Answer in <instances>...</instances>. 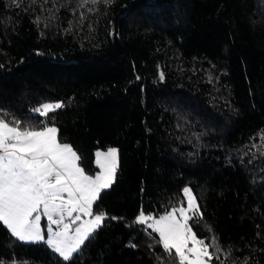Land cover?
<instances>
[{
    "label": "trees",
    "instance_id": "1",
    "mask_svg": "<svg viewBox=\"0 0 264 264\" xmlns=\"http://www.w3.org/2000/svg\"><path fill=\"white\" fill-rule=\"evenodd\" d=\"M5 114L56 126L87 174L108 147L119 167L69 261L0 222V264H178L135 221L185 206L186 187L212 264H264V0H0Z\"/></svg>",
    "mask_w": 264,
    "mask_h": 264
},
{
    "label": "snow or ice",
    "instance_id": "2",
    "mask_svg": "<svg viewBox=\"0 0 264 264\" xmlns=\"http://www.w3.org/2000/svg\"><path fill=\"white\" fill-rule=\"evenodd\" d=\"M62 107V102L43 103L33 111L48 117ZM5 116H0V222L20 241H42L43 213L50 222L47 243L69 261L107 218L104 212L94 213L93 205L115 183L118 149L97 151L99 171L88 175L73 146L60 141L56 126L43 122L22 126L21 121ZM183 193L187 207H174L158 218L141 211L135 222L158 233L163 249L174 254L178 264H210L213 253L209 249L218 248L215 238L206 243L192 230L189 220L202 213L191 189ZM83 216L90 219L83 220Z\"/></svg>",
    "mask_w": 264,
    "mask_h": 264
},
{
    "label": "rangeland",
    "instance_id": "3",
    "mask_svg": "<svg viewBox=\"0 0 264 264\" xmlns=\"http://www.w3.org/2000/svg\"><path fill=\"white\" fill-rule=\"evenodd\" d=\"M62 143H67V142H63V141H61ZM110 148H116V147H108V148H106V149H100V150H97V151H101V152H106L108 149H110ZM117 149V148H116ZM96 151V152H97ZM95 152V153H96ZM95 159H96V157L94 156V164H95V166H96V168H97V170L93 173V174H88V175H94L96 172H98L99 171V169H98V166L96 165V163H95ZM87 174V173H86ZM186 188H188V187H186ZM190 189V188H189ZM192 192V191H191ZM192 195L194 196V194H193V192H192ZM185 196V195H184ZM195 197V196H194ZM65 198H67V194H65ZM186 198V197H185ZM195 200H196V198H195ZM196 203H197V201H196ZM184 207H187V198H186V205L184 206ZM177 208H179V207H177ZM93 212L94 213H98V212H95L94 210H93ZM74 215H76V213H74ZM147 215V214H146ZM155 217H159V216H155ZM82 219L83 220H88V219H90V217H87V216H83L82 217ZM65 222H69L67 219H66V221ZM80 222H77V224H79ZM149 223H151V221H149ZM189 223V222H188ZM49 224H50V222L47 220V217L46 216H44L43 215V213H41V230H42V234L44 235V237H45V239L44 240H42V241H45V242H47V240H48V238H49V234H48V228H49ZM77 225H73V228H75ZM53 227V229H57V226H52ZM158 234V233H157ZM23 242H28V241H23ZM36 242H41V241H36ZM48 244V243H47ZM49 245V244H48ZM50 246V245H49ZM192 245L191 244H189V247H191ZM50 248L53 250V248L50 246ZM54 251V250H53ZM210 264H212L211 262H210Z\"/></svg>",
    "mask_w": 264,
    "mask_h": 264
}]
</instances>
